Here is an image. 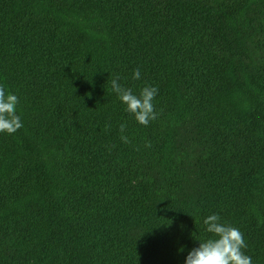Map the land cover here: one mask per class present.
<instances>
[{"label":"trees","instance_id":"1","mask_svg":"<svg viewBox=\"0 0 264 264\" xmlns=\"http://www.w3.org/2000/svg\"><path fill=\"white\" fill-rule=\"evenodd\" d=\"M0 85V264H185L210 214L264 264V0H0Z\"/></svg>","mask_w":264,"mask_h":264},{"label":"clouds","instance_id":"2","mask_svg":"<svg viewBox=\"0 0 264 264\" xmlns=\"http://www.w3.org/2000/svg\"><path fill=\"white\" fill-rule=\"evenodd\" d=\"M140 78V69L133 72V79ZM119 76L111 81V88L117 94L121 103L126 105V111L133 115L141 125L147 126L150 121L157 118L152 103L158 93V88L145 85L134 94L132 89L120 85ZM19 99L15 94L5 91L0 85V133L9 135L23 127L21 117L17 114L16 106ZM126 125H120V131ZM123 142L128 143V138L122 136ZM150 146V145H148ZM205 231L210 236L199 241V246L190 250L185 258V264H252V258L243 251L247 247L243 233L236 227L221 222L218 214H210L204 220ZM183 248L178 249L182 251Z\"/></svg>","mask_w":264,"mask_h":264}]
</instances>
